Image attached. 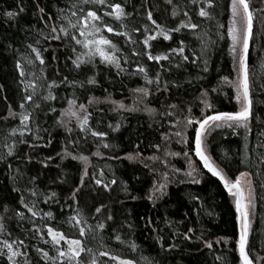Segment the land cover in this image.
Here are the masks:
<instances>
[{"label": "trees", "instance_id": "obj_1", "mask_svg": "<svg viewBox=\"0 0 264 264\" xmlns=\"http://www.w3.org/2000/svg\"><path fill=\"white\" fill-rule=\"evenodd\" d=\"M74 2L0 0V222L6 229L0 239L23 240L26 247L21 251L28 252L29 264H50L40 259L35 250L45 248L54 254L43 225L78 237V229L70 231L67 219L79 209L81 219L88 226L95 228L100 220L105 222V229H97L103 239L94 240L89 234L84 244L97 253L110 251V256L99 257L100 264H118L113 256L132 259L135 264H239L235 195L203 166L194 152V128L184 127V117L188 114L202 118L204 114L236 112L240 108L232 83L239 63V47L233 53L230 48L233 42L228 36L231 0H214V5L206 9L211 13L209 17L199 16L202 5L188 0H173L172 4L167 0H110L133 13L120 21L105 18L107 23L115 25L117 32L121 23L129 28L150 25L146 16L149 10L153 19L166 29H175L185 19L184 11L198 25L197 29L182 26L180 31L169 32L168 40L158 35L150 41L147 51L153 55L167 53L184 41L183 54H170L169 59L159 62L143 54V30L133 33L129 42L122 34L103 29L117 47L115 54L125 69L122 72L102 62L99 56L77 67L72 63L75 54L67 39L47 38L49 34L63 37L51 29L53 26L59 29L66 23L57 17L62 12L67 14ZM249 3L253 11V35L247 62L251 99L247 128L235 121L212 128L206 132L210 137L206 153L228 179L234 180L240 172L252 174L249 242L255 264L257 256L264 261V165L258 162L259 155L264 154L261 146L264 144V12L260 11L261 0H249ZM173 5L178 6L176 16L172 15ZM20 8L24 10L19 11ZM8 10L16 15L5 16ZM28 44L40 49L45 61L43 72ZM133 48L137 54H133ZM77 51L81 49L78 47ZM183 56L188 59L184 60ZM24 57L33 58V67ZM18 59L25 71L23 77L16 67ZM138 63L144 65L150 79L159 71V83L163 85L166 81L168 91L163 87L157 91L155 79L152 83L146 81L144 74L136 69ZM30 72L38 78L34 100L26 105L30 113L27 127L31 130L11 133L12 128L21 124L19 115H8L9 105L15 112L21 111L20 101L32 90L20 81L30 80L27 75ZM90 76L95 83H88ZM225 76L229 82H222ZM52 80L57 81L51 89L52 98L45 100L48 82ZM140 87L148 88L149 95L143 97L137 93L135 89ZM202 89L208 92L211 108H205L202 103ZM90 96L98 99L90 103ZM69 98L76 100L74 109L81 103L86 105L90 115L84 129L78 126L75 117H61L60 110L68 107ZM112 101H124L131 107L118 108ZM34 104L38 107L34 108ZM144 104L156 112L140 110ZM79 115L83 116V110ZM92 130L107 135L95 137ZM177 132L181 135L177 136ZM5 144L12 146L11 153ZM96 152L101 155H95ZM130 153L135 158L129 159ZM81 154L88 157L87 168L75 158ZM153 155L157 159H149ZM101 171L105 183L112 180L115 183H109L108 188L97 185L93 176L100 178ZM82 173H86L83 178ZM162 180L166 181L163 190L151 191L159 189ZM77 188L78 195L72 199V191ZM21 198L38 212L37 216L27 211ZM100 206H103L101 212L95 213ZM17 210L23 215H17ZM49 212L51 216L44 215ZM109 215L111 220L107 219ZM33 224L41 230L39 233ZM189 229L192 231L188 232ZM116 233L120 234V241L112 238ZM206 241L211 242V248ZM82 258L87 261L90 254L82 253ZM0 264H8L6 256H0Z\"/></svg>", "mask_w": 264, "mask_h": 264}, {"label": "snow or ice", "instance_id": "obj_2", "mask_svg": "<svg viewBox=\"0 0 264 264\" xmlns=\"http://www.w3.org/2000/svg\"><path fill=\"white\" fill-rule=\"evenodd\" d=\"M169 4L173 3V0H167ZM189 3H195L198 5H202L199 7L198 15L201 17H209L211 15L210 11L206 10L211 8L214 5V0H188ZM262 7L260 9L261 12H264V0H261ZM108 9H111L110 11ZM231 9V17H230V25L228 27V36L232 40V45L230 46L233 53H237V46H239L238 58H239V71L237 81L232 82L233 86L236 88V96L235 99L240 102L242 97V108L236 112H213L212 114H204L202 118L194 117L191 114H188L184 117V127H193L194 128V152L196 156L203 161V166L208 169L214 176L219 177V179L223 182L224 187L229 191L230 194L235 195V209H236V220L238 224V238L236 239V251L239 254V264H254L253 258L250 253L253 251L250 242H249V231H250V211L249 208L245 205L244 197H245V189L241 186L242 178L247 177L248 179L244 180V184L247 185V190L249 196L252 191V180L251 173L249 172H240L235 176L234 180L228 179L222 172L218 169V167L212 162L210 156L206 155V144L210 137L206 135V132H210L212 128H220L224 123L229 121H235L238 126H243L247 128V118L250 115L251 108V99L249 96L250 85H249V74H248V64H247V56L249 52V40L253 35V11L250 9L249 0H231L230 4ZM23 8H20L19 11H23ZM40 12H44L43 8L39 9ZM134 8V12H135ZM178 14V6L173 5L172 15L176 16ZM5 16L12 17L16 15V12L13 10H8L4 13ZM185 16L184 20H181L180 23L176 26L175 29H166L162 24H159L156 19H153V13L149 10L146 12L147 20L150 21V25L143 24L138 27L129 28L128 25L121 23L119 25L120 31L117 32L116 28H114L111 24L105 21L106 17H114L115 20L120 21L124 17H131L133 13H129L125 11V7L121 3H112L110 0H75L74 3L71 4L67 14L62 12L61 16L57 17V20H60L61 17L63 21L66 23L62 24L59 29L55 26L52 27L51 32L55 33L59 31V33L63 34V37L57 35L53 37L51 34L48 35V39H67L69 43L72 45V52L75 54V58L72 59V63L79 67L82 63H90L93 60V57L99 56L100 60L106 64L114 65L119 71H124L125 69L121 66L120 58L115 54L117 52V47L112 43L110 39L103 33V29H106L108 33L117 32V35L122 34L127 38V41L132 42V34L139 33L141 30L144 31V36L142 39V43L145 47L144 55L147 56L149 60L159 62L161 59L167 60L169 59L170 54L181 53L183 54L185 50L184 41H180V46L178 48L169 49L167 53L161 52L156 55H153L150 51H147L150 45V41H154L156 36H163L165 40L170 39L169 32L180 31L181 27L187 29H197L198 25L191 22V17L187 11L183 12ZM151 26H154L152 28ZM128 29V30H125ZM41 36L44 33H40ZM39 43V41H37ZM203 43V42H202ZM28 48L31 49V52L35 54L34 60L40 61L41 64V72H43V65L45 63L44 58L41 54V51L38 47L33 44H28ZM206 46V45H205ZM80 48L81 51H77V48ZM111 50H108V48ZM133 54H137L135 48H133ZM55 59V57H53ZM27 64L31 65L34 63L33 58L24 57ZM127 60V57L125 58ZM184 60H187V56H183ZM195 62V61H194ZM16 67L20 70L21 77L25 76V71L21 60L16 61ZM136 69L138 72L144 74V79L149 83H152V80L155 79L157 81V91L163 87L164 91H168L167 82L165 81L163 85L159 83V71L156 73L154 78L148 76L145 71L143 64H136ZM27 75L32 76V73H28ZM36 79L32 80H21L20 82L25 85L26 88H31V94L26 93L23 99L20 101V109L19 113L15 112L11 105H9V116L19 115L21 126L18 128H12L11 133H15L17 131L23 133L25 131H30L27 125L30 122V113L26 108V105L29 102H32L36 93ZM222 82H229L228 77H222ZM65 81L67 78L65 77ZM57 83V81L52 80L48 82L49 91L43 97L45 100L52 98V87ZM70 83H76L72 81ZM88 83H95L93 77L88 78ZM215 90V89H213ZM137 93H142L143 97L149 95V89L146 87H140L135 89ZM202 96L204 99L202 103L205 108H211L212 105L209 103L207 96L208 92L206 90H201ZM143 97L140 98V102L143 103ZM98 98L89 97V102H95ZM108 99V97H105ZM118 108L131 107L126 106L120 101H112ZM76 104V100L69 98L68 99V107L65 109H61V117H75L77 120V124L81 129H84L88 125L89 113L87 112L86 105L81 103L78 108H73V105ZM33 107H38V104H34ZM169 108H174L175 105H169ZM50 111H55V109H49ZM83 110V116H80V111ZM149 114H153L156 112V109L152 108L148 104H144L143 109H140ZM203 111V110H202ZM170 115V113H168ZM161 115H166V113H161ZM61 117L57 119L60 120ZM62 123H67V121H61ZM172 124H176L177 121H170ZM229 127H233L232 124L228 125ZM119 127V124L116 125ZM233 131H235V127H233ZM92 135L95 137H104L107 135L105 132H97L92 130ZM177 136L181 135V132L176 133ZM264 135V133H262ZM107 147V145H105ZM264 147V144L261 145ZM5 147L8 148L9 153L12 151V146L5 144ZM99 147V146H97ZM155 147L159 148L160 145H156ZM67 155H71V153H66ZM169 153L165 150V155ZM95 155H101L100 152H96ZM139 155V154H137ZM172 155H176V153H172ZM187 155V154H186ZM78 160L84 162L85 168H87L89 160L85 155H79L75 157ZM129 159L135 158L131 153L128 154ZM149 159H157L155 155L150 157ZM243 163V161H241ZM258 162L261 165H264V154L259 155ZM191 164V161H189ZM179 171V170H177ZM192 171H195L193 169ZM191 174V173H190ZM86 175V173H82ZM168 173H164V176L167 177ZM104 173L101 171L99 173V177L93 176V179L97 185H102L105 188L109 187V183H115V180L110 181L109 183H105L103 179ZM35 179V177H33ZM155 184L156 181L154 180ZM166 186V181L162 180L160 183V188H153L151 191L163 190ZM79 187V186H78ZM233 189L235 192L233 193ZM52 195H55L53 193ZM78 195V188L73 189L72 191V199H76ZM152 197L149 196V199ZM21 203L27 209L28 212L32 214L33 217L38 215V212L34 210L33 207H30L28 204H25L23 198H21ZM248 204H251V199H249ZM103 206L97 207L95 213H100L101 208ZM7 208V206H5ZM17 215H23L22 212L17 210ZM45 216H51V213H44ZM108 220H111L112 217L109 215L107 217ZM67 224L70 226L69 230L74 231L78 229V237L66 235L65 232L58 231L48 225H43L44 228L47 229V235L50 237V243L52 245L51 251L54 254H50L49 250L45 248H36V252L39 254L40 259L50 262V264H100L99 257L100 256H110L111 253L108 250L103 252H95L92 248H87L84 246L85 238L89 234L92 235V238L95 240L98 237L102 240L103 237L97 229H105L106 225L104 220H100L95 228L88 226L86 220L81 219V214L79 209L73 212L71 216L67 219ZM84 226H81V225ZM33 228H36L39 233L41 230L37 228L35 224H33ZM6 231L4 224L0 222V237L3 236V233ZM192 229H189L188 232H191ZM187 237L188 233H184ZM40 238H43L41 235ZM113 239L120 241L121 236L119 233H116ZM63 242V244H62ZM209 248L212 247L211 242H205ZM25 243L23 240H10L7 238L0 239V256H6L8 264H20L18 261V257H25L23 260V264H29L28 260V252L21 251L22 248H25ZM132 249H135L136 245L134 243L131 244ZM171 247V246H170ZM82 253L90 254V258L85 261L82 258ZM118 264H135V261L132 259H128L126 257L121 256H113L112 257ZM217 259H220L217 257ZM255 264H264V261L261 260L259 256L256 257Z\"/></svg>", "mask_w": 264, "mask_h": 264}, {"label": "rangeland", "instance_id": "obj_3", "mask_svg": "<svg viewBox=\"0 0 264 264\" xmlns=\"http://www.w3.org/2000/svg\"><path fill=\"white\" fill-rule=\"evenodd\" d=\"M113 26H115L114 24H113ZM237 47H239V46H237ZM108 50H109V48H108ZM238 58V57H237ZM238 61H239V58H238ZM31 67H33V64H31L30 65ZM237 69V73H236V77H235V80L234 81H237V77H238V71H239V63H238V67L236 68ZM30 73H32L33 75L32 76H30L29 78H30V80H32V79H34V78H37L36 77V74H34L33 72H30ZM37 80L38 79H36V82H37ZM36 89H37V84H36ZM30 90H32L31 88H30ZM235 93H236V88H235ZM121 103H123V104H125L126 106H130V104H128L127 102H124V101H120ZM239 105H240V108H239V110L242 108V97H241V101L239 102ZM126 109H129L130 107H125ZM238 110V111H239ZM207 154V153H206ZM208 155V154H207ZM251 180H252V174H251ZM245 179H248L247 177H245V178H242V181H241V186L245 189V197H244V201H245V205L249 208V210H250V207H251V204L249 205L248 204V201H249V199H251V202H252V191H251V195L249 196V194H248V190H247V185L246 184H244V180ZM235 192V190L233 189V193ZM234 195V194H233ZM63 244V243H62ZM18 259V261L20 262V264H23V260H24V258L23 257H18L17 258Z\"/></svg>", "mask_w": 264, "mask_h": 264}, {"label": "water", "instance_id": "obj_4", "mask_svg": "<svg viewBox=\"0 0 264 264\" xmlns=\"http://www.w3.org/2000/svg\"><path fill=\"white\" fill-rule=\"evenodd\" d=\"M250 41H251V37H250V40H249V52H250V48H251V45H250ZM249 52H248V55H249ZM248 56H247V62H248ZM251 109V108H250ZM225 112V111H224ZM214 176V175H213ZM217 177V176H215ZM219 178V177H218ZM220 180V179H219ZM221 181V180H220ZM221 183L223 184V182L221 181ZM223 187H224V184H223ZM235 190V189H234Z\"/></svg>", "mask_w": 264, "mask_h": 264}]
</instances>
